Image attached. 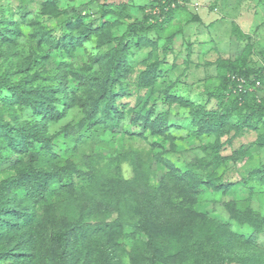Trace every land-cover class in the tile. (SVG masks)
Listing matches in <instances>:
<instances>
[{"label":"rangeland","instance_id":"obj_1","mask_svg":"<svg viewBox=\"0 0 264 264\" xmlns=\"http://www.w3.org/2000/svg\"><path fill=\"white\" fill-rule=\"evenodd\" d=\"M48 1L0 0V27L11 40L0 36V73H8L12 82L25 78L36 85L54 83L62 69L68 79L67 102L62 104L59 96L61 116L46 124L50 146L35 141L23 152L12 147L0 150V187L10 175L73 170L68 194L35 205L42 255L54 250L49 242L53 229L72 228L77 222L82 228L115 223L104 245L88 236L93 250L86 258L81 241L87 236L79 233L73 264L149 263L152 252L145 235H136L140 241L127 240L142 219H150L158 228L185 230L192 237L201 235L191 229L199 217L219 222L227 242L221 249L264 257V227L256 219L264 217V147L252 145L264 132V123L220 137L217 158L203 150L210 139L190 130L188 109L167 99L182 96L209 110L218 108L209 91L218 86L220 76L227 73L225 64L234 59L261 71L264 80V0H176L166 6L171 20L164 31L144 36L155 45L145 40L137 43L141 34L127 33L143 14L159 12L164 0H51L53 8ZM76 14L80 22L70 23L69 17ZM85 28L91 32L76 43L72 37L79 38ZM69 36L72 52L62 53ZM169 39L172 49L163 54ZM121 42L129 47L125 59L130 65L115 86L118 93L122 86L130 88L115 98L122 116L115 124L117 120L110 119L103 106L95 116H104L105 123L94 124L89 115L98 85L89 79L79 84L70 69L90 70L102 85L105 55ZM156 63L154 83L138 87L141 73ZM262 81L254 79L246 87L248 99L235 103L237 110L243 113L254 103L264 104ZM11 96L8 90H0V118L11 123L32 119L29 111L7 101ZM237 110L233 120L238 119ZM149 112L152 119L168 117L164 133L143 135L138 117ZM76 134L80 139L73 137ZM51 153L56 156L48 159ZM188 169L203 177H219L217 185H227L228 191L201 185L192 192L178 176Z\"/></svg>","mask_w":264,"mask_h":264},{"label":"trees","instance_id":"obj_2","mask_svg":"<svg viewBox=\"0 0 264 264\" xmlns=\"http://www.w3.org/2000/svg\"><path fill=\"white\" fill-rule=\"evenodd\" d=\"M50 2L51 0L48 1V5L53 8ZM172 2H176V0H164L159 12L143 14L139 20L130 25L127 34H141L138 36L137 43H145V40L155 45V42H151L144 36L151 31L158 33L164 31L171 20V15L165 13L166 6ZM100 10L104 14L107 12L103 6ZM79 19V14L72 15L69 17V22L78 24ZM196 20H199L198 16H196ZM2 28L0 27V36L10 40L3 32L4 27ZM85 29L86 31H82L79 38L72 37L76 43H79L82 37H88L91 29ZM237 29L238 26L234 23L233 30ZM69 39L71 41V36L63 42L62 53L70 54L72 52L68 44ZM171 45L172 39L164 43L163 54L172 49ZM128 48L126 44L121 42L109 49L105 55L107 69L103 72L104 75L100 77L102 85H100L97 74L91 73L90 70L70 69L74 79L79 84L89 79L91 83L98 85L99 94L91 103L92 114L89 115L90 121L94 124L105 123L104 116H95V113L99 112L103 106H105L104 111L108 117L117 120L115 124H118L122 116V111L116 105L115 98L124 94L126 90L130 91V88L122 86V91L118 93L115 86L118 83L121 84L126 76L125 73L129 71L130 65L125 59ZM236 60H231L225 64L227 73L222 74L218 86L209 91L210 97L219 103L218 108L209 110L203 105L194 103L182 96L170 97L168 95L167 97L170 103H176L188 109L190 130L198 137L206 136L210 139L203 145V150L206 152L210 150L208 153L217 158L220 137L232 131L240 133L246 128H256L258 124L264 123V104L254 103L248 106L246 112L243 113L237 110L236 106L234 107L235 103L248 99L250 91L246 87L253 85L254 79L261 81L263 79L261 71ZM17 70L23 69L18 68ZM64 72L60 69L56 73L54 83L36 85H31L25 78L18 82H12L8 73H0V90L6 89L12 94L7 101L15 103L18 109L29 111L32 116V119L25 118L16 121V123L0 118V150L12 147L18 152H23L33 146L35 141L42 142L44 146H50L49 137L45 134L46 124L49 120H58L61 116L63 107L62 105L59 107V96L62 95V104L67 102L68 79ZM157 77L158 65L156 63L152 68L148 67L141 73V77L137 81L138 87H147L153 84ZM135 88L137 89V86ZM236 110L238 119L233 120V111ZM152 114L153 112H149L138 117V119L141 118L145 128L143 133L145 137L164 133L168 129L166 122L168 117L165 114L157 115L154 119L151 118ZM80 136L76 134L73 137L80 139ZM73 137L70 140H75ZM69 144L71 142H66V145ZM252 145L264 147V132L259 134ZM73 148L71 145V149ZM55 156L54 153H51L48 159ZM178 176L194 193L199 191L201 185L215 189L223 188L226 192L228 191L227 185H217V178L219 177L214 175L203 177L194 170L188 169ZM72 177L73 170L69 168L63 173L53 170L36 174L24 172L19 176H7L1 181L3 184L0 187V264H43L42 258L46 260V264H73L74 262L71 260L77 253L75 248L78 246L79 233L81 236H87L85 241H81L83 249H85V258L93 250V244L89 241L88 236L94 238L93 242L101 245L109 242L107 238L116 226L115 223L96 228L89 226L82 228L77 222L72 228L53 229L49 236V242L54 250L45 256L42 255V247L38 243L41 236H38L40 233L39 216L35 205L40 204V202L48 204L53 198L68 194ZM87 179L88 177L85 178V180ZM63 200L68 202L67 196ZM256 219H259L258 221L264 227V217H257ZM191 229L200 232L201 235L189 237L185 230H177L167 226L158 228L152 225L150 219L145 218L127 235V240L140 241V238H135L136 235H145L152 256L149 258L151 262H144V264H264V257L257 252L230 253L221 249L227 242L225 235L219 231V222L215 219L198 217L193 220ZM6 237L7 240H5ZM128 253L132 260H136L134 251L129 250ZM133 264L137 263L133 262Z\"/></svg>","mask_w":264,"mask_h":264}]
</instances>
